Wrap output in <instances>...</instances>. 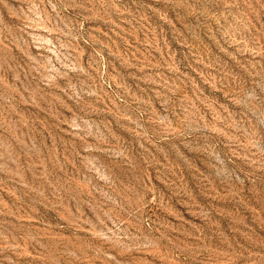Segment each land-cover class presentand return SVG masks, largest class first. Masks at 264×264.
<instances>
[{"label":"rangeland","instance_id":"obj_1","mask_svg":"<svg viewBox=\"0 0 264 264\" xmlns=\"http://www.w3.org/2000/svg\"><path fill=\"white\" fill-rule=\"evenodd\" d=\"M0 264H264V0H0Z\"/></svg>","mask_w":264,"mask_h":264}]
</instances>
